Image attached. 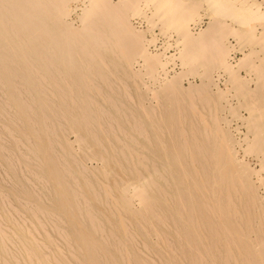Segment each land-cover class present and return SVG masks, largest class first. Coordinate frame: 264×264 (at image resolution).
Segmentation results:
<instances>
[{
    "label": "bare ground",
    "instance_id": "obj_1",
    "mask_svg": "<svg viewBox=\"0 0 264 264\" xmlns=\"http://www.w3.org/2000/svg\"><path fill=\"white\" fill-rule=\"evenodd\" d=\"M0 166V264H264V0H0Z\"/></svg>",
    "mask_w": 264,
    "mask_h": 264
},
{
    "label": "rangeland",
    "instance_id": "obj_2",
    "mask_svg": "<svg viewBox=\"0 0 264 264\" xmlns=\"http://www.w3.org/2000/svg\"><path fill=\"white\" fill-rule=\"evenodd\" d=\"M72 17H74V14H73V13L70 14V18H72ZM135 24H136V23H135ZM199 24H200V25H198L197 28H203L204 25H205V19L202 20V23H199ZM202 24H203V25H202ZM135 26L138 27V28H141V29L143 28V25H142V24H139L138 26H137V24H136ZM140 26H141V27H140ZM228 39H229V38H228ZM230 41H231V39H230ZM170 49H171V48H169L168 51H170ZM231 53H232V55H231ZM229 55H230V58H231V59L233 58V60L229 59L231 62L235 61V58H236V60L239 59L240 56H241L239 52H234V53H233V52H230ZM241 70H242V69H241ZM241 70H240V73H243V71H241ZM213 73H214V70L212 71V75H213V77H214L215 73H214V74H213ZM187 77H188L187 80H189V81H191V82H193V83L195 82V84H197V83L199 82V80H198L197 77H193V78H192L191 76H187ZM185 78H186V77H185ZM191 78H192L194 81H193ZM194 78H195V79H194ZM196 78H197V79H196ZM184 80H185V79L182 80V84L185 86V85H187V84H186L187 80H185V81H186L185 83H184ZM216 82H217L216 85H217L218 87H220V86H222V85L224 86V84L222 83V80H221V79H219V80L216 81ZM220 82H221V83H220ZM218 83H219V84H218ZM216 85H215V86H216ZM212 86H213V85H212ZM212 86H211V87H212ZM215 86L212 87L213 90H215V89H214ZM223 86L220 87L219 89H223V88H224ZM230 98H231V97H230ZM230 98H229V102L231 103V100L233 101V102L231 103V105H232L233 103L235 104V100L232 99V98H231V100H230ZM217 101L219 102V100H217ZM221 101H222V100H220L219 103H221ZM221 104H222V103H221ZM235 106H236V105H232V107H234L235 110H238L239 107L237 108V107H235ZM242 110H243V111H242ZM239 111H240V112L237 111V115H238V114H239V116H240V115H245V111H244V109H242V107H241V109H239ZM243 112H244V113H243ZM222 113H224L223 115H226V113H228V112H227L226 109H225V110H223V111L221 112V114H222ZM228 116H229V114L226 115V118H228V122H229V120H230L229 118L232 117V116H230V117H228ZM233 119H234V120H233ZM236 119H237V120H236ZM239 120H240V119H238V117H236V118H233V117H232L231 120H230V121H231V122H230L231 124H230V123L227 124V125H228V128L231 129V130H230V129H229V130H230V131L232 132V134H233L232 137H233V138L235 137L236 140H238L237 138H239V140H240V136L238 135V133H236V132L233 130V129H234L233 126L235 127V125H237V124H238V126H239V124H240V121H239ZM235 121H236V122H235ZM232 122H233V123H232ZM240 129H241V128H240ZM236 134H237V135H236ZM234 135H235V136H234ZM236 136H238V137H236ZM235 138H234V139H235ZM69 139H72V136H71V135L69 136ZM237 149H238V152H236V154L238 153V154H237V157H240V156H241V152H240L239 148H237ZM237 149H236V150H237ZM249 157H250L251 159H250ZM245 158H246V160L248 161V162L245 161V162L248 164V166H252L253 168H256V163H253V162H255L256 160L254 159L255 157H254L252 154H247V156L245 155V157H243V160H245ZM250 160H251V161H250ZM252 160H253V161H252ZM89 161H90V162H88V160L86 161V163H87L88 166H89V164H91L90 166L96 164V163L94 162V160H93V161H92V160H89ZM249 162H251V163H249ZM252 163H253V164H252ZM252 167H251V168H252ZM1 168H2V167L0 166V170H1ZM0 172H1V171H0ZM262 189H263V188H262L261 186L257 188V192H258V194L260 193L261 195H263V193H264V189H263V190H262ZM262 191H263V192H262ZM263 204H264V202H263ZM263 209H264V205H263Z\"/></svg>",
    "mask_w": 264,
    "mask_h": 264
}]
</instances>
